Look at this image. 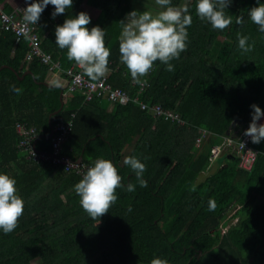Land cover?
Here are the masks:
<instances>
[{
    "label": "trees",
    "instance_id": "1",
    "mask_svg": "<svg viewBox=\"0 0 264 264\" xmlns=\"http://www.w3.org/2000/svg\"><path fill=\"white\" fill-rule=\"evenodd\" d=\"M0 1L18 17V6L32 2ZM139 1L73 0L71 9L54 18L49 4L36 24L40 47L51 56L48 64L36 57L27 61L28 41H16L0 27V173L16 180L24 201L18 227L7 235L0 231V264H150L154 257L169 264H264V140L257 144L249 137L258 151L249 170L239 167L229 147L209 161L223 137L244 136L251 105L264 112V33L248 16L264 0H232L225 13L233 23L223 31L196 16V0H172L173 6L187 5L192 15L187 50L172 61L174 72L157 61L143 87L127 74L118 51L121 21ZM80 11L90 16L89 29L105 32L111 52L106 82L130 98L138 96L146 108L131 100L110 104L105 95L86 100L81 92L63 94L70 82L66 70L76 64L56 45L55 27ZM236 16L243 17L242 25ZM240 35L254 42L253 51L241 52ZM61 91L63 106L49 124ZM154 104L179 120L152 114ZM67 122L59 153L79 166L27 156L30 146L51 152L53 134L47 135L56 123ZM126 156L146 165L148 186L117 189L116 203L93 220L74 192L80 169L108 159L124 185L136 184L123 163ZM210 199L215 211L208 210Z\"/></svg>",
    "mask_w": 264,
    "mask_h": 264
},
{
    "label": "clouds",
    "instance_id": "2",
    "mask_svg": "<svg viewBox=\"0 0 264 264\" xmlns=\"http://www.w3.org/2000/svg\"><path fill=\"white\" fill-rule=\"evenodd\" d=\"M232 0H196V16L207 22L212 29L223 31L233 23V18L226 15L225 10ZM54 6L52 17L65 14L71 9L73 0H32L23 9L25 25H36L48 5ZM160 10L136 11L128 13L121 21L123 27L119 39V59L126 67L127 74L133 82L140 86L147 85L145 79L158 61L165 65V70L174 72L172 63L178 60L182 52L187 50L188 31L193 19L187 5L173 6L172 0H155ZM248 16L252 23L264 33V3H258L249 9ZM91 22L90 16L80 11L75 16L68 15L62 24L55 27V43L61 50H66V58L74 62L92 81L104 78L109 72L110 49L105 45V32L99 26L87 27ZM235 23L242 25V16H236ZM249 37L238 36V48L242 53L254 49V42L248 43ZM12 91L19 94L21 89L11 86ZM252 114L249 126L244 135L250 137L252 143L264 140V123L257 121L264 116L261 108L251 105ZM243 145V144H242ZM244 146V145H243ZM135 174L136 184L123 183L115 165L108 159H97L87 168L82 178L74 185V192L79 197V204L93 220L109 212L116 203L117 189L134 192L136 185L146 188L144 179L146 165L136 156H126L123 161ZM208 210H216V202L210 199ZM131 211V207H129ZM24 212V201L18 194L16 180L6 173H0V231L5 235L13 232L19 224ZM150 264H169L168 260L154 257Z\"/></svg>",
    "mask_w": 264,
    "mask_h": 264
},
{
    "label": "built area",
    "instance_id": "3",
    "mask_svg": "<svg viewBox=\"0 0 264 264\" xmlns=\"http://www.w3.org/2000/svg\"><path fill=\"white\" fill-rule=\"evenodd\" d=\"M25 3H22L18 6V9L21 11V16H16L14 13H7L1 7L0 1V27L4 30L11 31L16 36V41L20 38H25L28 41L30 47L26 60L29 61L32 58L36 57L43 63H50L51 56L49 53L44 52L39 43V38L36 33V25H25L23 21V9ZM57 65V63H55ZM66 73L70 76V82L66 87L65 96L72 94L74 92H81L85 95V99L89 100L96 94V96L105 95L106 99L110 104H127L130 100L139 104V106L144 109L146 108L145 103H143L138 96L130 98L129 94L125 91L116 88L112 89L110 85L106 82V76L98 81H92L87 76H84L82 71L77 65H72L66 70ZM143 87V86H141ZM149 111L154 115H166L170 118H177L179 120L178 114L174 111H168L162 109L158 104L152 105L149 108ZM70 122L67 123H56L52 129V139H51V152H39L36 151L33 147H29L27 156L35 159H40L44 161H52L53 163H62L66 167L75 168L79 166L78 162H72L66 156H62L59 151L61 145L68 137V131L70 130ZM32 132L27 131V133ZM243 134V133H242ZM238 136L237 138L232 137H223L220 144L215 145L209 156L210 163L220 154L225 147H229L239 158V167L242 169L249 170L251 169L252 164L256 160L258 151L253 149L248 144L249 137L247 136ZM242 137V138H241ZM25 143V142H24ZM244 146H243V145ZM83 169H80L81 174ZM225 229H222V232Z\"/></svg>",
    "mask_w": 264,
    "mask_h": 264
},
{
    "label": "rangeland",
    "instance_id": "4",
    "mask_svg": "<svg viewBox=\"0 0 264 264\" xmlns=\"http://www.w3.org/2000/svg\"><path fill=\"white\" fill-rule=\"evenodd\" d=\"M185 2V1H184ZM133 10H136V11H153V12H156V11H159L160 8L159 6H157L155 4L154 1L152 0H140L139 2H137L134 6V9ZM128 15V14H127ZM127 15H126V18H127Z\"/></svg>",
    "mask_w": 264,
    "mask_h": 264
},
{
    "label": "water",
    "instance_id": "5",
    "mask_svg": "<svg viewBox=\"0 0 264 264\" xmlns=\"http://www.w3.org/2000/svg\"><path fill=\"white\" fill-rule=\"evenodd\" d=\"M46 85H48V84H46ZM60 87V86H59ZM62 106H63V100H62V91L60 92V107L58 108V110H56L55 112H53V113H51L50 115H49V124H50V121H51V116L53 115V114H56L61 108H62ZM257 123L258 124H261V123H264V116H261V118L257 121ZM51 134H52V130L50 131V134L49 135H47V137H50L51 136ZM35 143V142H34ZM35 147V146H34ZM82 160V157L80 156L79 158H78V161H81Z\"/></svg>",
    "mask_w": 264,
    "mask_h": 264
},
{
    "label": "crops",
    "instance_id": "6",
    "mask_svg": "<svg viewBox=\"0 0 264 264\" xmlns=\"http://www.w3.org/2000/svg\"><path fill=\"white\" fill-rule=\"evenodd\" d=\"M109 106H111V105H109Z\"/></svg>",
    "mask_w": 264,
    "mask_h": 264
}]
</instances>
